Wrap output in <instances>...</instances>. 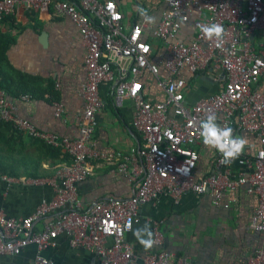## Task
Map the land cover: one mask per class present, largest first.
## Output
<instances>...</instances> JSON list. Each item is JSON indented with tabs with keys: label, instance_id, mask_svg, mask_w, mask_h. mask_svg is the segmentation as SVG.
<instances>
[{
	"label": "built area",
	"instance_id": "1",
	"mask_svg": "<svg viewBox=\"0 0 264 264\" xmlns=\"http://www.w3.org/2000/svg\"><path fill=\"white\" fill-rule=\"evenodd\" d=\"M164 1L168 9L156 27L144 14L140 22L126 28L113 0H0V21L13 16L17 7L39 12L51 4L57 15L67 16L80 33L86 72L78 91L84 106L77 117L76 139L40 130L20 118L0 89V120L10 122L27 137L60 148L70 160L56 169L50 183L53 198L43 200L30 216L11 219L0 210V256L19 255L29 245L41 252L55 247L57 237L66 234L72 248L92 251L98 264H132L133 247L125 234L139 221L141 205L160 195L178 200L185 192H192L208 194L215 207L227 209L235 202V191L242 187L257 199L250 229L264 234V0ZM192 10L206 15L192 22L195 36L185 44L176 36ZM213 23L223 28L219 40L207 39L200 30ZM150 37L161 42L162 50L153 47ZM183 73L209 78L217 91L186 104ZM147 74L163 89L162 101L152 104L147 100ZM102 84L109 86L115 108L124 99L133 102L132 128L140 136V144L123 155L93 148L96 116L104 107ZM19 100L30 102L32 97L21 95ZM51 104L54 117L61 119L62 103L53 100ZM209 114L216 116L221 127H231L234 137L246 133L256 139L254 155H241L248 174L232 177L225 171L195 179L196 147H207L200 136V124ZM212 150L222 165L221 154ZM92 162L113 166L133 184L132 195L101 200L84 211L77 185L91 174ZM40 220H45L43 227L35 230L34 223ZM154 244L161 245L156 230ZM31 264L48 261L38 255ZM144 264L190 262L159 249L148 254ZM246 264H264V251H257Z\"/></svg>",
	"mask_w": 264,
	"mask_h": 264
},
{
	"label": "crops",
	"instance_id": "2",
	"mask_svg": "<svg viewBox=\"0 0 264 264\" xmlns=\"http://www.w3.org/2000/svg\"><path fill=\"white\" fill-rule=\"evenodd\" d=\"M113 1L123 15L126 28L140 22L144 14L151 17L154 28L168 9L164 0ZM205 15L206 12L192 10L189 21L181 26L176 40L190 43L195 36L192 22ZM0 32L14 38L13 45L6 52L10 65L31 78L39 89L51 86L56 95L55 101L62 103L64 107L63 117L55 118L53 106L44 92L45 96L32 98L30 102L19 99L12 101L8 98L15 114L40 130L76 139L77 117L84 106L78 91L86 79L83 63L85 48L78 28L67 16L57 15L51 4L46 10L39 12H28L17 7L10 22L0 21ZM256 34L259 37L257 32ZM150 38L153 47L162 50L161 42ZM182 77L187 81L184 96L188 105L217 91L204 76L183 73ZM144 80L147 100L152 104L162 101L164 92L158 87L156 80L149 74ZM100 95L104 107L96 116L93 148L113 155H123L131 148H137L140 136L132 128L135 114L133 102L124 99L122 105L115 108L110 88L106 84L100 85ZM242 138L247 141L243 156H253L258 147L256 139L246 133L242 134ZM196 149L199 153L194 170L196 180L218 172L228 171L232 177L249 172L242 156L230 166L219 165L215 151L204 146ZM29 152L33 151L29 149ZM40 158L37 155V159ZM60 164L53 158L41 160L39 171L43 174L52 173L51 177H0V210L4 215L11 219L28 217L43 200L50 201L54 196L50 183ZM91 166V174L77 185L84 211L98 201L127 199L132 195L133 184L113 166L103 162H92ZM234 196L235 202L227 209L215 207L208 194L197 195L192 192H185L178 200L160 195L141 205L139 221L125 234V240L133 247L132 264H144L145 257L159 249L186 258L190 264H246L257 251H264V234L251 230L249 226L257 206L256 196L248 194L244 187L236 190ZM226 200L225 197L224 201ZM44 221L35 222L34 229L41 230ZM145 224L149 225L153 241L155 230L158 232L160 246L153 243L151 248L145 249L134 236V232ZM38 255L46 259L48 264H98L97 256L92 251L72 248L66 234L57 237L55 247L41 252L34 245H29L19 255H1L0 264H31Z\"/></svg>",
	"mask_w": 264,
	"mask_h": 264
},
{
	"label": "trees",
	"instance_id": "3",
	"mask_svg": "<svg viewBox=\"0 0 264 264\" xmlns=\"http://www.w3.org/2000/svg\"><path fill=\"white\" fill-rule=\"evenodd\" d=\"M10 18L6 17L2 21L10 22ZM13 43L12 36L0 32V89L4 90L12 101H16L21 95L39 99L45 96L44 92L47 93L50 102L55 100L56 95L51 86H48V89H39L31 78L10 65L6 52ZM29 149L33 152H29ZM37 155L41 157L39 160ZM46 158H53L61 164L70 162L69 157L60 148L50 147L39 140L26 137L10 122L0 120V177L17 179L51 177L52 173L43 174L39 171L41 160Z\"/></svg>",
	"mask_w": 264,
	"mask_h": 264
},
{
	"label": "clouds",
	"instance_id": "4",
	"mask_svg": "<svg viewBox=\"0 0 264 264\" xmlns=\"http://www.w3.org/2000/svg\"><path fill=\"white\" fill-rule=\"evenodd\" d=\"M200 30L209 40L213 38L219 40L223 34L222 26L215 23L203 25ZM200 136L205 146L209 149H216L221 154L220 162L226 166H230L243 154L247 143L245 138L234 137L231 127H221L218 125L216 123V116L212 114H209L205 120L201 121ZM182 169L184 168L182 167L179 171ZM188 171L189 169L183 173L186 174ZM134 236L145 249L153 246V234L150 231L149 225L145 224L142 228L137 229L134 232Z\"/></svg>",
	"mask_w": 264,
	"mask_h": 264
},
{
	"label": "water",
	"instance_id": "5",
	"mask_svg": "<svg viewBox=\"0 0 264 264\" xmlns=\"http://www.w3.org/2000/svg\"><path fill=\"white\" fill-rule=\"evenodd\" d=\"M205 80L208 82V83H211V80L209 78H205Z\"/></svg>",
	"mask_w": 264,
	"mask_h": 264
},
{
	"label": "rangeland",
	"instance_id": "6",
	"mask_svg": "<svg viewBox=\"0 0 264 264\" xmlns=\"http://www.w3.org/2000/svg\"><path fill=\"white\" fill-rule=\"evenodd\" d=\"M257 35V34H256ZM257 39L259 40V37H258V35H257Z\"/></svg>",
	"mask_w": 264,
	"mask_h": 264
}]
</instances>
